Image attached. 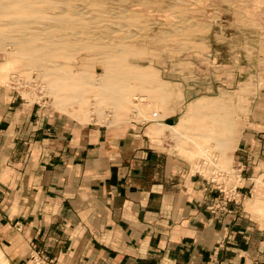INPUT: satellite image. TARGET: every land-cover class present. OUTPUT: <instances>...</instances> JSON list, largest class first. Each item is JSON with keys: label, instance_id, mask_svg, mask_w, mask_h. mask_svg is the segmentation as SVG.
Masks as SVG:
<instances>
[{"label": "crops", "instance_id": "obj_1", "mask_svg": "<svg viewBox=\"0 0 264 264\" xmlns=\"http://www.w3.org/2000/svg\"><path fill=\"white\" fill-rule=\"evenodd\" d=\"M179 118L95 127L0 86L7 262L29 264L34 242L55 264H264V216L256 214L264 213V108L252 106L229 149L238 183L231 202L153 144L154 129L166 134Z\"/></svg>", "mask_w": 264, "mask_h": 264}, {"label": "rangeland", "instance_id": "obj_2", "mask_svg": "<svg viewBox=\"0 0 264 264\" xmlns=\"http://www.w3.org/2000/svg\"><path fill=\"white\" fill-rule=\"evenodd\" d=\"M52 1L68 11L66 18H50L46 11L45 18L19 19L64 24L59 37L52 39L57 42L53 56H42L47 63L32 64L25 52L18 54L15 47L6 46L0 50V86L20 94L31 107L95 127L156 122L174 113L180 120L200 105L205 111L193 115L182 133L166 126L162 127L166 134L154 129L153 144L188 163L192 173L209 181V190L216 192L211 183L215 171L223 174L217 183L226 190L236 188V164L229 158V149L236 133L246 128L252 106L264 108V0ZM76 6L84 13L81 17L70 11ZM25 27L30 34L38 26ZM32 36L21 38L24 50L38 44L49 47L48 41ZM39 63L56 66L47 72L49 83L38 76ZM108 92L123 102L121 108ZM137 97L146 100H134ZM130 98L131 103L125 102ZM151 99L157 104V117L137 109ZM224 141L228 146L220 149ZM243 203L259 205L247 199ZM16 229L21 232L20 226ZM29 248V264H55L34 242ZM0 257V264H9L2 246Z\"/></svg>", "mask_w": 264, "mask_h": 264}, {"label": "bare ground", "instance_id": "obj_3", "mask_svg": "<svg viewBox=\"0 0 264 264\" xmlns=\"http://www.w3.org/2000/svg\"><path fill=\"white\" fill-rule=\"evenodd\" d=\"M50 1H51V3H49L48 6L44 5V8L42 7L43 9L36 7L38 5L42 6L43 5L42 3L45 4V3L50 2ZM60 1L61 2H67L69 0H60ZM72 1L74 2L75 0H72ZM72 1H69V3ZM81 1H84V0H81ZM65 5H67V4H65ZM67 8H68V6H67ZM77 8L78 7L76 6L74 8L72 7L71 9L70 8L69 9H70V11L72 10L71 11L72 15H75V16L78 15V17L79 16L81 17L84 13H82V10L80 11L81 8L79 9V11L77 10ZM46 11L48 13H50V18H66L65 15L68 12V11L66 12L64 9H60V8L56 7L52 0H0V50H4V48L6 46H10L13 48L15 47L17 49L18 54H20V53L23 54L25 52V54L28 55V57L30 59L29 63L34 64L36 61L37 62L41 61V62L47 63V61H45V59L53 56V53L56 51L54 48V46H56V45H54V44H56L57 42L53 44L52 41H54L55 39L54 40H52V39L55 37L56 38L59 37V32L63 31L61 29L64 27V24L62 22L59 24H54L53 22L52 23H45V22L37 21V20H30V21L26 20L25 21L23 19H19V18H45V17H43V14ZM34 14L35 15L38 14V17L34 16ZM40 14H42V15L40 16ZM85 14H87V13H85ZM4 18H7V19H4ZM12 18H14V19H12ZM16 18H18V19H16ZM30 25L31 26L32 25L38 26L36 28L32 27V29L35 30L36 32L30 33V34L27 32V31H30V29L29 30L26 29L25 26H30ZM70 27H71V25H70ZM72 27H74V26H72ZM33 34H36V36H35L36 38H38V37L43 38L42 41L43 40L45 42L48 41L49 47L47 45L43 46V45L38 44L35 46L31 45L32 48L30 46V48H27V49L25 48V50H24L25 41L21 40V38L23 39L26 36L30 37ZM32 37L35 38L34 36H32ZM68 37H69V34H68ZM70 37H72V36H70ZM7 39H10V40L6 41ZM61 40H60V42H61ZM26 42L28 43V41H26ZM62 42L64 43L65 41L62 40ZM60 44H62V43H60ZM57 46H58V44H57ZM22 49H23V52H21ZM36 54H39L41 57L40 56L37 57ZM49 69H50V71H51V69L55 70L56 66H55V68H53L51 66L49 68L48 65H42L40 63L36 64V71L38 72V76L43 77L47 81H48L47 72H49ZM6 74H7V71L6 72L4 71V75H6ZM54 77H56V76H54ZM123 78H125V77H123ZM147 81L151 82L148 78H147ZM48 83H49V81H48ZM107 94L110 96V97L108 96V98L112 99L115 102V106H117L119 108H121L123 106V102H121L120 100L118 101L116 98H114V96H113L114 92H112V93L108 92ZM134 100H137L140 102V101H145L146 99L143 97L142 98L137 97V98H134ZM152 100L153 99H151L149 101V103H146V104H138L139 108H137V109H139L143 113L147 111L149 113V115H152L153 117H157L158 116V112L156 110L157 104L152 103ZM84 101H85V99H84ZM132 101L133 100H131V98L128 100L127 99L125 100V102H128V103H131ZM153 109H155V112H152ZM192 109H193V111H192ZM192 109L187 114H185L184 116L181 117V119L179 120V123L175 127H173L172 129L170 128V129L173 130L176 134L181 133L183 130H185V128L187 127L186 123L188 122V120L193 115L203 114L202 111H205V108L200 106V105H195L192 107ZM1 261H2V259L0 257V263H1Z\"/></svg>", "mask_w": 264, "mask_h": 264}, {"label": "built area", "instance_id": "obj_4", "mask_svg": "<svg viewBox=\"0 0 264 264\" xmlns=\"http://www.w3.org/2000/svg\"><path fill=\"white\" fill-rule=\"evenodd\" d=\"M215 175L214 178L211 180V183L214 184V187L216 189V192H218V194H221L223 199L227 202H231L232 200H234L235 196V191H236V188H233V190L229 189V190H226L225 187H223V184H219L217 183V181L219 180L218 177H221L223 176V174L221 172H216L213 174Z\"/></svg>", "mask_w": 264, "mask_h": 264}]
</instances>
